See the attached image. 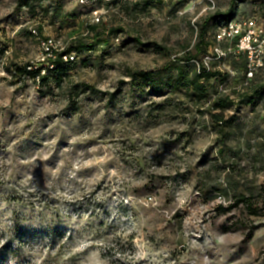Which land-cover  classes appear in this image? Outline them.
Listing matches in <instances>:
<instances>
[{
    "label": "rangeland",
    "instance_id": "1",
    "mask_svg": "<svg viewBox=\"0 0 264 264\" xmlns=\"http://www.w3.org/2000/svg\"><path fill=\"white\" fill-rule=\"evenodd\" d=\"M230 3L0 0V264H264V68L249 76L244 56L217 57V19L200 33ZM233 14L263 21L264 0H240ZM93 22L123 31L73 51L62 79L16 75ZM204 41L199 60L230 76L202 106L167 79L177 64L191 73L184 58ZM130 70L163 75L164 91ZM245 83L261 95L240 104ZM217 92L234 98L226 136L209 114ZM240 195L252 205L224 211Z\"/></svg>",
    "mask_w": 264,
    "mask_h": 264
},
{
    "label": "trees",
    "instance_id": "2",
    "mask_svg": "<svg viewBox=\"0 0 264 264\" xmlns=\"http://www.w3.org/2000/svg\"><path fill=\"white\" fill-rule=\"evenodd\" d=\"M239 1L240 0H231L229 9L222 12L221 15H218L220 18L217 17V15L208 16L204 21L200 33L202 35H205L208 32L209 21L211 19H217L212 26V32L214 33V30L220 20L227 19L235 15L233 13ZM121 31H123L122 27L109 25L108 23H105V26H101V24H99L98 22H93L88 25V37L78 38L77 40H75L74 45H71L61 51H55V54L47 57V61L49 62L48 64L43 61L40 63L39 67L33 69L29 68L31 63L28 62L25 65L17 66V69H15V73L16 75L28 74L31 78H39L43 81H46L51 73H59L62 79L63 74H66V72L71 69L70 62L72 61L71 53L73 51L81 53L84 51L92 50L97 44L107 41V39L104 38L105 34L117 35L120 34ZM135 40L144 46H153L158 50H165V46L157 41H144L140 36H136ZM211 45L212 43L209 41L198 43L196 45L197 51L195 53L190 52L185 56L184 59L186 61L194 62L191 73H187L185 71L184 65L177 64L175 66L177 68V75L175 76V78L171 77L167 79L168 85L169 87H171V89H173L172 87L180 88L181 86H185L186 90L194 91V95L196 96L198 101L201 100L202 106H205V104L209 101V97L213 94L212 88L216 86L218 82L227 81L230 76V73L228 72H222L217 69L205 67L203 65V62L199 60L200 54L206 51ZM234 60L235 63L239 61L238 57H235ZM239 66L242 67V69L245 71V74H247V63L245 59L239 64ZM42 71H44L43 74ZM130 75L133 77V83H137L136 85L138 86L148 85L149 87L154 89L155 93H161L165 89L166 83L164 82L163 75H156L151 71L138 70H130ZM212 81L214 82L212 83ZM260 87V84L245 83L243 88L235 91V98L240 104H249L255 99L254 93L261 95V93L259 92L261 91ZM217 93L218 97L211 103L209 114L214 126H218L219 133H223V135L226 136L229 133L228 130H226V127L229 126V120L225 119V111L230 107V105L234 101V98H231L230 93ZM201 112H204V110H201ZM223 147L224 146L220 148L221 155L224 154ZM241 203H245L247 206L252 205L245 195H240L239 197H237L235 202L226 207L224 211L234 206H238Z\"/></svg>",
    "mask_w": 264,
    "mask_h": 264
},
{
    "label": "built area",
    "instance_id": "3",
    "mask_svg": "<svg viewBox=\"0 0 264 264\" xmlns=\"http://www.w3.org/2000/svg\"><path fill=\"white\" fill-rule=\"evenodd\" d=\"M95 14H98V10ZM214 38V53L217 57L244 56L249 76L264 68V20L261 21L255 15L233 16L220 20L214 30ZM49 41L51 43L52 40ZM209 63L210 60L206 59L203 65L210 68Z\"/></svg>",
    "mask_w": 264,
    "mask_h": 264
}]
</instances>
